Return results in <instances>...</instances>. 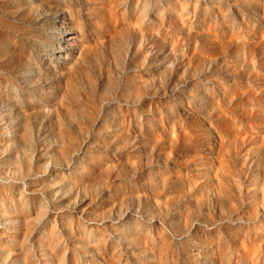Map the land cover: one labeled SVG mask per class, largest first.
Returning <instances> with one entry per match:
<instances>
[{"label":"rangeland","instance_id":"obj_1","mask_svg":"<svg viewBox=\"0 0 264 264\" xmlns=\"http://www.w3.org/2000/svg\"><path fill=\"white\" fill-rule=\"evenodd\" d=\"M0 264H264V0H0Z\"/></svg>","mask_w":264,"mask_h":264},{"label":"bare ground","instance_id":"obj_2","mask_svg":"<svg viewBox=\"0 0 264 264\" xmlns=\"http://www.w3.org/2000/svg\"><path fill=\"white\" fill-rule=\"evenodd\" d=\"M59 24L61 25V24H64V23H62V22L60 21V23H59Z\"/></svg>","mask_w":264,"mask_h":264}]
</instances>
